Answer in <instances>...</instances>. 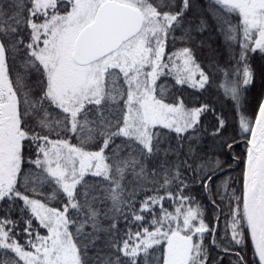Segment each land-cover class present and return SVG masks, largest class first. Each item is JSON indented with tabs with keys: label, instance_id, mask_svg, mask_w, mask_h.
<instances>
[{
	"label": "snow or ice",
	"instance_id": "snow-or-ice-1",
	"mask_svg": "<svg viewBox=\"0 0 264 264\" xmlns=\"http://www.w3.org/2000/svg\"><path fill=\"white\" fill-rule=\"evenodd\" d=\"M0 264H264V0H0Z\"/></svg>",
	"mask_w": 264,
	"mask_h": 264
}]
</instances>
